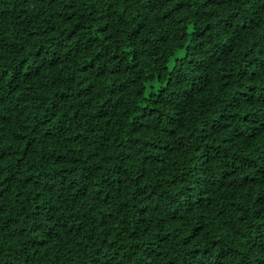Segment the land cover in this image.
<instances>
[{
  "label": "trees",
  "instance_id": "1",
  "mask_svg": "<svg viewBox=\"0 0 264 264\" xmlns=\"http://www.w3.org/2000/svg\"><path fill=\"white\" fill-rule=\"evenodd\" d=\"M0 264H264V0H0Z\"/></svg>",
  "mask_w": 264,
  "mask_h": 264
}]
</instances>
